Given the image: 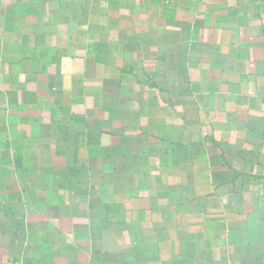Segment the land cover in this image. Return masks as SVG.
<instances>
[{"label": "crops", "instance_id": "obj_1", "mask_svg": "<svg viewBox=\"0 0 264 264\" xmlns=\"http://www.w3.org/2000/svg\"><path fill=\"white\" fill-rule=\"evenodd\" d=\"M0 264H264V0H0Z\"/></svg>", "mask_w": 264, "mask_h": 264}]
</instances>
